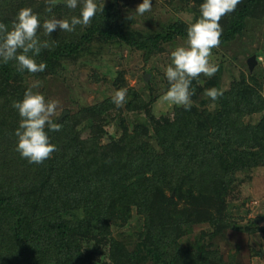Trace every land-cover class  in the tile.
<instances>
[{
	"label": "trees",
	"instance_id": "trees-1",
	"mask_svg": "<svg viewBox=\"0 0 264 264\" xmlns=\"http://www.w3.org/2000/svg\"><path fill=\"white\" fill-rule=\"evenodd\" d=\"M194 2L189 10L196 21L204 0ZM23 7H32L41 23L53 14L80 13L79 5L72 10L58 3L48 13L46 0H0V22L10 26ZM263 14L264 0H241L220 21L221 43L234 40L249 18ZM129 20L111 0L89 25L51 34L56 46L36 58L46 62L44 72L21 74L14 62L0 63V264L229 263L215 239L241 228L229 212V198L241 188L244 174L264 165V75L249 69L228 89L220 85V74L202 85L193 80L191 109L175 106L160 116L153 113L154 97L127 88L126 109L143 110L146 122L130 123L107 97L62 120L53 117L61 130L46 131L57 151L42 164L29 163L16 150L21 118L12 105L29 89L30 76L55 74L65 59L81 56L95 43L125 44L149 57L161 53L164 43L187 36L189 26L178 20L147 35L132 29ZM38 35L49 39L43 28ZM213 87L223 90L215 102L204 95ZM114 109H119L115 116ZM255 113L260 119L248 121ZM112 119L119 136L107 129ZM89 120L95 121V133L84 136ZM134 213L138 227L129 230ZM200 225L208 227L193 236ZM259 229L255 222L246 226Z\"/></svg>",
	"mask_w": 264,
	"mask_h": 264
},
{
	"label": "rangeland",
	"instance_id": "rangeland-1",
	"mask_svg": "<svg viewBox=\"0 0 264 264\" xmlns=\"http://www.w3.org/2000/svg\"><path fill=\"white\" fill-rule=\"evenodd\" d=\"M110 1L104 0V5ZM117 1L119 7L128 16L132 15L135 8L143 2V0ZM97 2L103 3V0ZM59 3H64V0H59ZM193 4L197 3L194 0H152L150 12L129 21L132 29L147 35L167 30L170 23L178 20L190 25L195 22L194 13L189 10ZM178 46H187V36H178L164 43L161 53L149 57L144 55L143 51L125 44L95 43L81 56L65 59L62 67L55 74L43 78L30 76L27 87L42 93L46 100H59L58 116L63 110H68L67 115H69L87 105L107 97L111 98L116 90L124 86L136 89L145 98L147 96V99L154 97L156 100L152 105L153 113L157 116L168 115L175 106L162 99L170 87L165 76V68L171 63L170 53ZM212 51V60L219 66L215 75L220 74V85L224 89H228L232 81L242 73L248 74L250 69L248 60L252 55L256 56V63L253 69H250L251 72L263 76L264 14L259 18H249L243 32L234 40L221 43ZM207 78L201 75L198 79L205 81ZM121 108L130 123L146 122L147 117L143 110L129 111L125 105ZM118 111L119 109H114L113 116ZM260 117V113H255L247 116V120L257 122ZM111 122L107 129L113 135L119 136L121 129L116 127V120L112 119ZM94 123L95 121L89 120L83 126L84 136L95 133ZM242 177L244 181L241 188L236 191V198H229V212L235 225L241 228L227 229L223 235L215 239V247L220 249L223 259L226 263L229 262L228 264H264V165L252 169L249 175L244 174ZM252 221L262 230H246V226L253 223ZM138 223V217L134 213L127 228L137 229ZM207 227V225L195 226L192 235H197ZM119 230L120 227L114 232L117 237L120 235Z\"/></svg>",
	"mask_w": 264,
	"mask_h": 264
},
{
	"label": "clouds",
	"instance_id": "clouds-1",
	"mask_svg": "<svg viewBox=\"0 0 264 264\" xmlns=\"http://www.w3.org/2000/svg\"><path fill=\"white\" fill-rule=\"evenodd\" d=\"M58 3L59 0H46L45 11L53 13ZM240 3L241 0H204L200 5V17L187 28V46H178L170 53L171 63L165 68L170 87L162 97L164 101L183 107L184 110L191 109V97L194 95L192 81L197 80L202 85L203 81L198 79L201 75L210 78L219 70L218 64L212 60V50L221 44L223 28L220 21L234 12ZM64 4L72 10L79 5V16L57 18L53 14L41 23L39 14L32 7H23L10 26L0 22V63L14 62L15 70L21 74L25 71L30 74L42 73L47 64L38 62L36 58L42 50L56 46L57 42L51 39V34L57 29L73 32L77 26H87L98 12L104 11V0L103 3L97 0H64ZM151 9L152 0H143L129 19L142 16ZM41 28L49 39L40 38L38 31ZM127 92V88L114 92L112 102L116 108L125 105ZM204 95L215 102L223 95V90L213 87L206 89ZM12 106L21 118L15 131L18 138L16 150L29 163L42 164L57 151L56 145L50 142L48 131L61 130V123L53 120L59 115L60 101L46 100L42 93L29 88L22 100L14 101Z\"/></svg>",
	"mask_w": 264,
	"mask_h": 264
},
{
	"label": "water",
	"instance_id": "water-1",
	"mask_svg": "<svg viewBox=\"0 0 264 264\" xmlns=\"http://www.w3.org/2000/svg\"><path fill=\"white\" fill-rule=\"evenodd\" d=\"M255 63H256V56L255 55H252V57L249 58V60H248V64H249V67H250L251 70L253 69ZM145 79H146V77H145ZM68 113H69L68 110H63L62 113H61V115L58 117V120H62V118L65 115H67Z\"/></svg>",
	"mask_w": 264,
	"mask_h": 264
}]
</instances>
